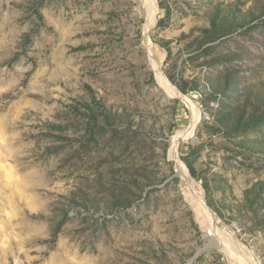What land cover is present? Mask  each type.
Returning <instances> with one entry per match:
<instances>
[{
	"label": "rangeland",
	"instance_id": "1",
	"mask_svg": "<svg viewBox=\"0 0 264 264\" xmlns=\"http://www.w3.org/2000/svg\"><path fill=\"white\" fill-rule=\"evenodd\" d=\"M149 1L0 0V264H264V0H156L147 30ZM150 53L205 93L181 91L201 118L178 155L229 249L171 157L192 111Z\"/></svg>",
	"mask_w": 264,
	"mask_h": 264
},
{
	"label": "bare ground",
	"instance_id": "2",
	"mask_svg": "<svg viewBox=\"0 0 264 264\" xmlns=\"http://www.w3.org/2000/svg\"><path fill=\"white\" fill-rule=\"evenodd\" d=\"M156 8H157V1L156 0H150L147 3L146 7V14H147V24H146V29H150L152 25L154 24L155 21V15H156ZM149 44V42H148ZM149 45V49H150ZM151 52V51H150ZM151 54V66L153 69L156 70L158 79L161 82L162 86L170 93V95L175 96V97H180L182 98L189 106L192 111V117H191V122L187 128L185 127L184 130L179 131L176 135L172 137L171 140V157L173 160L176 161L177 163V169L179 174L183 177V179L188 182L189 186L192 187L196 193V198L198 199L197 204V214L201 216V221L202 225L212 231L214 237L218 238L217 244L220 248L225 250V241H223V231L222 229L218 226L215 216L212 212V210L206 205L205 200H204V191L200 187V185L189 175L185 165L180 159V156L178 155V148L179 146L188 140H191L195 137V131L196 128L200 122V112L196 105L190 101V99L185 96L177 87H175L172 83H170L164 76L162 70L160 69V64L157 62V60L154 58L153 54ZM227 248H230V245L226 243ZM230 253V252H228ZM231 255V253H230ZM232 263L233 264H253L250 262H247V260H236V258L231 255Z\"/></svg>",
	"mask_w": 264,
	"mask_h": 264
},
{
	"label": "trees",
	"instance_id": "3",
	"mask_svg": "<svg viewBox=\"0 0 264 264\" xmlns=\"http://www.w3.org/2000/svg\"><path fill=\"white\" fill-rule=\"evenodd\" d=\"M160 7L165 9V6L164 4L162 3V1L160 2ZM167 10V9H166ZM227 20V23L229 22V24L233 21H235V19L233 18L232 20H229L228 18L226 19ZM217 23V18L215 17V19L213 20V27L211 28H207V29H204V34L202 33L200 36L197 37L196 40L198 39H201L203 38V36L206 34V36H209L208 38L209 39H213L215 36V32L217 30V27L215 26ZM224 25V23L222 24V26ZM169 41L165 42V43H161L162 46L166 47L167 49L169 48ZM169 50V49H168ZM170 76V75H169ZM170 78L172 80H174V82H177L176 79H174L172 76H170ZM177 85L178 87L181 89V91L185 94L191 92V91H198V92H201L202 93V99L203 101L205 102L206 101V98H205V93L203 91V89H201V85L199 83V81H183L181 83L177 82ZM257 112H253L252 114L255 115ZM101 114L103 115L104 112L101 111ZM111 116V117H110ZM115 119H118V116L117 117H114L112 115H109L106 119L107 122L111 121V120H115ZM256 122H259V119L256 120L255 119V116H249L247 119H245V123L248 124L249 126L253 127L254 124H256ZM239 125V124H238ZM188 163V162H187ZM188 166L190 168V171L191 173L196 176V171L194 169V167L188 163ZM258 184L254 185V187H252L251 189H249L246 193V199L244 200L243 202V207L248 211V212H251V220L252 221H259V220H262L261 218H259V214H258V200H259V197H258ZM231 211H233V209H230ZM235 211L240 215V216H243L242 215V208L240 207H237V209H235ZM254 221V222H255Z\"/></svg>",
	"mask_w": 264,
	"mask_h": 264
}]
</instances>
